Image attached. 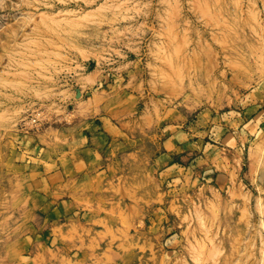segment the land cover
I'll list each match as a JSON object with an SVG mask.
<instances>
[{
    "label": "rangeland",
    "instance_id": "rangeland-1",
    "mask_svg": "<svg viewBox=\"0 0 264 264\" xmlns=\"http://www.w3.org/2000/svg\"><path fill=\"white\" fill-rule=\"evenodd\" d=\"M0 264H264V0H0Z\"/></svg>",
    "mask_w": 264,
    "mask_h": 264
}]
</instances>
